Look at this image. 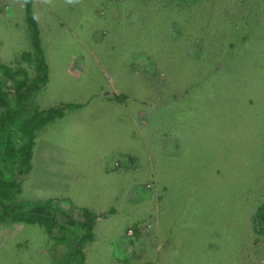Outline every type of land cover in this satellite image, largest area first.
Instances as JSON below:
<instances>
[{"label": "rangeland", "instance_id": "374dc122", "mask_svg": "<svg viewBox=\"0 0 264 264\" xmlns=\"http://www.w3.org/2000/svg\"><path fill=\"white\" fill-rule=\"evenodd\" d=\"M31 12L46 82L26 108H65L0 189V264H264V0H33ZM24 13L0 0V64L31 82ZM35 204L97 215L82 254L68 260L78 226L54 238L13 221L9 207Z\"/></svg>", "mask_w": 264, "mask_h": 264}, {"label": "trees", "instance_id": "16d2710c", "mask_svg": "<svg viewBox=\"0 0 264 264\" xmlns=\"http://www.w3.org/2000/svg\"><path fill=\"white\" fill-rule=\"evenodd\" d=\"M22 1L25 12L24 20L33 51L21 54L20 58L24 62L31 63L33 61L35 63L37 76L31 82H28L25 70L17 69L14 71L0 64V162L3 169L10 174L9 176H4L2 169L0 170V189H5L8 185L19 184V176L27 173L30 168L36 135L43 131L47 124L62 118L61 111L65 108L58 107L40 111L26 108L28 99L37 91L36 89L41 88L46 82V73L42 53L39 49V33L35 17L31 12L33 0ZM18 75L22 76L17 79ZM2 76H5V78H1ZM29 109L32 111L28 112ZM7 168L11 169L12 172L8 171ZM9 211L13 213V221L37 224L44 227L47 234L54 238H57L52 233L54 228L62 232L67 226H78L77 229L80 232L70 246L69 261L71 254L73 255L87 240L91 241L94 237L93 228L97 215L88 208L82 211L81 220H74L70 215L64 214V212L57 214L56 212L48 211L47 205L35 204L27 210L9 207ZM3 212L5 213V211ZM254 218L262 229L264 201L257 208ZM78 253L82 254L81 249Z\"/></svg>", "mask_w": 264, "mask_h": 264}]
</instances>
